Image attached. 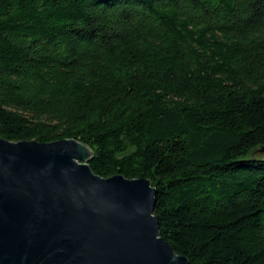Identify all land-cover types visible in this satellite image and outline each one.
<instances>
[{
	"label": "trees",
	"instance_id": "obj_1",
	"mask_svg": "<svg viewBox=\"0 0 264 264\" xmlns=\"http://www.w3.org/2000/svg\"><path fill=\"white\" fill-rule=\"evenodd\" d=\"M0 137L149 179L189 264H264V0H0Z\"/></svg>",
	"mask_w": 264,
	"mask_h": 264
},
{
	"label": "water",
	"instance_id": "obj_2",
	"mask_svg": "<svg viewBox=\"0 0 264 264\" xmlns=\"http://www.w3.org/2000/svg\"><path fill=\"white\" fill-rule=\"evenodd\" d=\"M91 156L73 138L0 137V264H189L160 234L151 181L101 177Z\"/></svg>",
	"mask_w": 264,
	"mask_h": 264
},
{
	"label": "rangeland",
	"instance_id": "obj_3",
	"mask_svg": "<svg viewBox=\"0 0 264 264\" xmlns=\"http://www.w3.org/2000/svg\"><path fill=\"white\" fill-rule=\"evenodd\" d=\"M256 154L259 156H264V152H256Z\"/></svg>",
	"mask_w": 264,
	"mask_h": 264
}]
</instances>
